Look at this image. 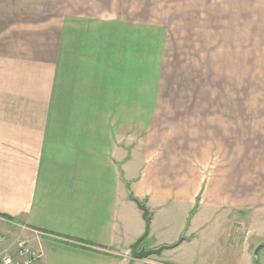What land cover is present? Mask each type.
Here are the masks:
<instances>
[{"label": "crops", "instance_id": "obj_1", "mask_svg": "<svg viewBox=\"0 0 264 264\" xmlns=\"http://www.w3.org/2000/svg\"><path fill=\"white\" fill-rule=\"evenodd\" d=\"M159 4L0 0V264L23 241L44 251L34 264L264 258V105L255 94L201 93L182 116L131 85L106 93L95 73L66 68V19L81 20L82 6ZM131 195L153 221L144 248L184 241L135 260L130 247L146 223Z\"/></svg>", "mask_w": 264, "mask_h": 264}, {"label": "rangeland", "instance_id": "obj_2", "mask_svg": "<svg viewBox=\"0 0 264 264\" xmlns=\"http://www.w3.org/2000/svg\"><path fill=\"white\" fill-rule=\"evenodd\" d=\"M160 1L121 7L128 15L120 6H82L81 20L66 19V68L95 73L111 85L106 93L131 85L182 116L187 103L199 108L201 93L252 92L264 105V0Z\"/></svg>", "mask_w": 264, "mask_h": 264}, {"label": "water", "instance_id": "obj_3", "mask_svg": "<svg viewBox=\"0 0 264 264\" xmlns=\"http://www.w3.org/2000/svg\"><path fill=\"white\" fill-rule=\"evenodd\" d=\"M130 199L131 200H134L139 209L143 212L144 214V221L146 223V231H145V234L140 238L138 239L131 247H130V250H131V254H132V257L135 259V260H145V259H148L150 257H153V256H161L163 252L167 251V250H171V249H174L176 248L180 243H182L184 241V238H182L180 240L179 243H177L176 245H173V246H162L158 249H146L142 246V244L145 242V240L149 237L150 235V227H151V221H152V217L150 215V212L147 208V206L143 203H140L138 200L134 199V197L131 195L130 196ZM263 247H259L257 249V253H259V251L262 249Z\"/></svg>", "mask_w": 264, "mask_h": 264}, {"label": "built area", "instance_id": "obj_4", "mask_svg": "<svg viewBox=\"0 0 264 264\" xmlns=\"http://www.w3.org/2000/svg\"><path fill=\"white\" fill-rule=\"evenodd\" d=\"M19 253L17 257L11 255V254H4L2 256V264H34V262L40 260L43 255L44 251L41 246L38 247V250L31 253V250L28 247V243L23 241L18 244ZM30 255L31 258L22 261V259L26 256Z\"/></svg>", "mask_w": 264, "mask_h": 264}, {"label": "flooded vegetation", "instance_id": "obj_5", "mask_svg": "<svg viewBox=\"0 0 264 264\" xmlns=\"http://www.w3.org/2000/svg\"><path fill=\"white\" fill-rule=\"evenodd\" d=\"M143 245V244H142Z\"/></svg>", "mask_w": 264, "mask_h": 264}]
</instances>
